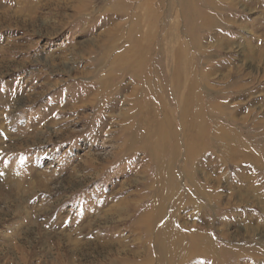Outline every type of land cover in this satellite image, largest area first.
Instances as JSON below:
<instances>
[{
  "label": "rangeland",
  "instance_id": "obj_1",
  "mask_svg": "<svg viewBox=\"0 0 264 264\" xmlns=\"http://www.w3.org/2000/svg\"><path fill=\"white\" fill-rule=\"evenodd\" d=\"M0 264H264V0H0Z\"/></svg>",
  "mask_w": 264,
  "mask_h": 264
},
{
  "label": "bare ground",
  "instance_id": "obj_2",
  "mask_svg": "<svg viewBox=\"0 0 264 264\" xmlns=\"http://www.w3.org/2000/svg\"><path fill=\"white\" fill-rule=\"evenodd\" d=\"M134 78H136V77H134ZM135 80H137V82H138V85H141L142 84V78H136ZM137 82L135 81V85H137ZM127 85V84H126ZM141 87V90H142V85L140 86ZM130 88V87H129ZM123 89H126V86H124L123 87ZM84 91V90H83ZM93 99L95 98H97L98 96H99V94H98V90L97 91H94L93 93ZM98 94V95H97ZM120 95V94H119ZM100 97H102V96H100ZM85 98H87V99H91L90 97H89V95L88 94H86V96H85ZM141 98H142V91H141ZM197 98H198V96H197ZM104 100V99H103ZM102 100V98H101V100L100 101H103ZM139 101H140V88L138 89V92H137V94L135 95V97H134V102L132 103V104H130V107L132 106L133 107V109H135V108H137L138 107V104H139ZM160 101V100H159ZM192 103V102H191ZM185 104V103H184ZM106 105H108V103H106ZM152 105V104H151ZM155 105V104H154ZM156 106V105H155ZM192 106V105H191ZM197 106V105H196ZM111 107H113V106H111ZM202 107V106H201ZM109 108V107H108ZM140 108L142 109V105L140 106ZM187 109H189L188 107H187ZM186 109V110H187ZM181 113V112H180ZM137 114H138V118H137V120L135 121L136 122V125H137V123H138V129H139V131H141L142 130V111L139 113V111L137 112ZM135 115V114H134ZM194 116V115H193ZM125 119V118H124ZM134 119H136L135 117H134ZM195 119H197L198 120V118H196L195 117ZM126 120V119H125ZM124 120V121H125ZM131 121H133V119L131 120ZM194 121V120H193ZM204 122V121H203ZM124 124V123H123ZM122 124V125H123ZM192 124V123H191ZM191 124H189V125H191ZM128 126L126 127V128H123L122 130L123 131H126V130H128V129H130L129 130V132L132 130L133 131V129L136 127V125H134L133 127H132V122H129L128 124H127ZM160 126H159V135H160V139H162L163 141H166L167 140V136H170V134L169 133H167L166 132V130L167 131H169L168 130V127L170 126V122H163V123H160L159 124ZM141 126V127H140ZM122 127V126H121ZM131 127V128H130ZM199 128H198V130L200 131V136L202 135V130L200 129V126H198ZM194 129V128H193ZM139 131H137V133L139 132ZM198 131V132H199ZM170 132V131H169ZM174 133H176V132H174ZM121 136H122V142L121 143H123L122 144V146L121 147H123V149L125 150V151H129V149H130V147H131V145H133V144H130V143H133L134 141H136L140 136L138 135V134H136V133H131V135H129V133H125V132H122V134H121ZM195 137H197V136H195ZM170 138V137H169ZM173 139V138H172ZM177 139V138H176ZM193 141L195 142V139H194V136H193ZM175 140V139H174ZM202 140V139H201ZM198 141V140H197ZM175 142V141H174ZM194 142H191L190 141V144H188V147L189 148H191L194 144ZM120 143V142H119ZM173 143V142H172ZM171 143V144H172ZM201 143V142H200ZM173 145V144H172ZM166 146H167V144H166ZM174 146V145H173ZM187 147V148H188ZM195 147V146H194ZM189 148H188V157H190L192 154H190L189 153ZM122 149V150H123ZM193 149H195V148H193ZM175 150V149H174ZM190 150H192V149H190ZM121 151V150H120ZM192 151H194V150H192ZM173 152V151H172ZM37 165V164H36ZM89 166H91V165H89ZM89 168V167H88ZM91 169V168H90ZM89 169V170H90ZM94 169V168H93ZM92 169V170H93ZM97 169V168H96ZM88 170V171H89ZM97 171V170H96ZM76 172V171H75ZM94 172V171H93ZM96 173V172H95ZM102 174V173H101ZM80 175V174H79ZM99 176V175H98ZM98 179V178H97ZM39 182V181H38ZM35 184V183H34ZM42 184V183H41ZM46 186H47V184L46 185H43V189H45V190H47V188H46ZM158 192H159V190H158ZM36 194H37V192H36ZM35 196V195H34ZM34 198V197H33ZM32 198V199H33ZM95 203V202H94ZM97 209V207H95V208H93V210H96ZM92 210V209H91ZM91 211V213H93L94 211ZM171 220V219H170ZM173 220V219H172ZM141 221H142V218H141ZM147 222V221H146ZM168 223V222H167ZM171 223H173V221L171 222ZM174 224V223H173ZM141 225V224H140ZM151 225H149L148 227H150ZM164 231H166V233H164L163 232V234L164 235H169L167 238H163V245L164 246H167L168 247V251H171V252H176V250L178 249V251H180V249H179V247H180V245L178 246V244H177V238H176V236H175V230L173 229V227H172V225L171 224H169V226H166L165 228H164ZM198 238H199V236H198ZM202 238V237H201ZM200 238V239H201ZM67 239V238H66ZM200 239H198V240H200ZM204 239V238H203ZM203 239H201V240H203ZM195 241V238H192V239H190L189 241H187L185 244H187V245H189V247L191 248V249H194V247H192V242H194ZM206 241V240H205ZM14 243V242H13ZM196 244V243H195ZM182 245V244H181ZM186 245V246H187ZM195 247H196V245H195ZM198 247V246H197ZM15 248V247H14ZM211 248V247H210ZM164 249V248H163ZM44 250V249H43ZM162 250V249H161ZM21 251V250H20ZM160 251V250H159ZM186 251V250H185ZM166 253V252H165ZM164 253V254H165Z\"/></svg>",
  "mask_w": 264,
  "mask_h": 264
}]
</instances>
